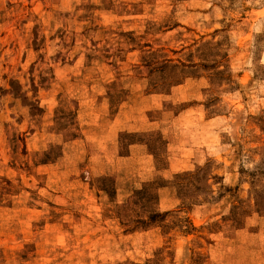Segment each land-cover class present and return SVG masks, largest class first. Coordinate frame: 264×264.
<instances>
[{
    "label": "rangeland",
    "instance_id": "obj_1",
    "mask_svg": "<svg viewBox=\"0 0 264 264\" xmlns=\"http://www.w3.org/2000/svg\"><path fill=\"white\" fill-rule=\"evenodd\" d=\"M0 264H264V0H0Z\"/></svg>",
    "mask_w": 264,
    "mask_h": 264
},
{
    "label": "trees",
    "instance_id": "obj_2",
    "mask_svg": "<svg viewBox=\"0 0 264 264\" xmlns=\"http://www.w3.org/2000/svg\"><path fill=\"white\" fill-rule=\"evenodd\" d=\"M136 196H138L137 198L138 199H142V200H148L149 198H144V197H142V196H140L139 195V192H137L136 193ZM136 198V197H135ZM125 207V206H124ZM126 208H128L127 206H126ZM162 213H158V212H156V211H150L149 212V215H148V217H147V219H141V218H139V219H136V223L137 224H145V225H148V223H154L155 221H158V220H160L161 219V217H162Z\"/></svg>",
    "mask_w": 264,
    "mask_h": 264
},
{
    "label": "crops",
    "instance_id": "obj_3",
    "mask_svg": "<svg viewBox=\"0 0 264 264\" xmlns=\"http://www.w3.org/2000/svg\"><path fill=\"white\" fill-rule=\"evenodd\" d=\"M130 146H133V147H135V146H137V144H131ZM129 156H126V158H128ZM131 157V156H130Z\"/></svg>",
    "mask_w": 264,
    "mask_h": 264
}]
</instances>
